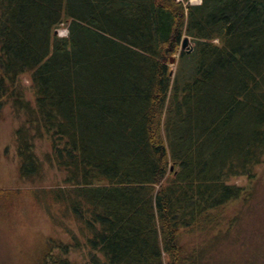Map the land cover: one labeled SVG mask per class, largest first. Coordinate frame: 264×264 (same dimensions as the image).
I'll use <instances>...</instances> for the list:
<instances>
[{
	"label": "trees",
	"instance_id": "16d2710c",
	"mask_svg": "<svg viewBox=\"0 0 264 264\" xmlns=\"http://www.w3.org/2000/svg\"><path fill=\"white\" fill-rule=\"evenodd\" d=\"M8 105L20 178H64L0 200L27 193L78 229L36 264H76L81 245L91 264H218L226 211L251 193L230 180L264 160V0H0Z\"/></svg>",
	"mask_w": 264,
	"mask_h": 264
},
{
	"label": "rangeland",
	"instance_id": "374dc122",
	"mask_svg": "<svg viewBox=\"0 0 264 264\" xmlns=\"http://www.w3.org/2000/svg\"><path fill=\"white\" fill-rule=\"evenodd\" d=\"M200 3L201 0H190L192 5ZM67 34L66 27L58 31L60 37ZM192 46L190 39L188 47L183 50L188 51ZM178 57V54L174 55L173 59ZM171 66L175 70V65ZM22 82L29 89L30 75H24ZM21 124L22 118L13 112L10 105L0 109V190L29 192L61 186L63 174L48 164L42 177L34 180L20 178L15 132ZM48 151L50 145L47 141L36 142V153L40 159ZM255 174L252 181L246 177L230 180L231 184L251 193L247 191V200L231 204L226 211L229 219L234 218L235 221L230 227V235H224L225 241L212 252L218 264H264V160L255 168ZM50 212L56 215L55 207L50 208ZM227 228L228 225L225 226ZM77 232L75 224L68 220L59 225L48 215L45 206L33 202L27 193L13 195L11 200H0V264H36L38 252L47 238H59L68 243L71 234ZM91 255L89 249L81 245L70 254V260L76 264H91ZM96 258L100 264H107L102 256L96 254Z\"/></svg>",
	"mask_w": 264,
	"mask_h": 264
},
{
	"label": "water",
	"instance_id": "95a60500",
	"mask_svg": "<svg viewBox=\"0 0 264 264\" xmlns=\"http://www.w3.org/2000/svg\"><path fill=\"white\" fill-rule=\"evenodd\" d=\"M182 42H183V44H182L181 49L183 50V49H185V48L188 47V45H189V43H190V39H189L188 37H184V38L182 39ZM191 50H192V47L189 48L188 52H190ZM175 62H176V59H172V60H171V63H175Z\"/></svg>",
	"mask_w": 264,
	"mask_h": 264
}]
</instances>
